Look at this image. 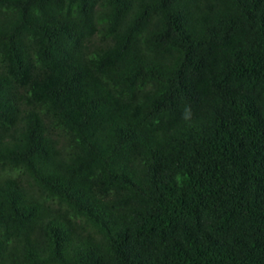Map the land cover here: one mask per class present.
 Returning a JSON list of instances; mask_svg holds the SVG:
<instances>
[{
    "label": "trees",
    "instance_id": "1",
    "mask_svg": "<svg viewBox=\"0 0 264 264\" xmlns=\"http://www.w3.org/2000/svg\"><path fill=\"white\" fill-rule=\"evenodd\" d=\"M0 264H264V0H0Z\"/></svg>",
    "mask_w": 264,
    "mask_h": 264
}]
</instances>
